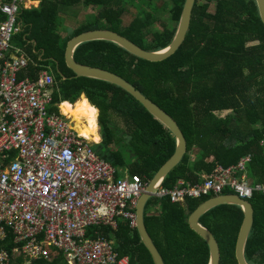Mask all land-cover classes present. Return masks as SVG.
Here are the masks:
<instances>
[{"label":"trees","instance_id":"obj_1","mask_svg":"<svg viewBox=\"0 0 264 264\" xmlns=\"http://www.w3.org/2000/svg\"><path fill=\"white\" fill-rule=\"evenodd\" d=\"M31 1L39 4L21 10L23 30L15 35L39 66L29 63L26 75L33 79L38 69L51 67L54 102L77 104L85 95L99 110L102 142L95 150L116 169L126 168L130 175L149 183L175 152L173 134L122 88L77 77L64 62V50L73 36L96 28L114 30L147 50L163 48L175 34L186 0H170L169 8L168 3L158 5L155 0ZM129 3L138 14L125 24ZM78 7L96 8L95 21H82L61 38L57 30L60 13ZM166 7L168 16L161 21L160 13ZM5 18L0 9V23ZM157 22L160 29H152ZM74 56L81 63L124 78L177 122L187 153L165 177L162 188L174 189L180 181L199 185L217 166H235L247 155V178L252 185L264 184V26L254 0H196L183 43L160 61L138 57L109 40L85 42ZM211 197L182 202L152 197L148 201L145 225L164 264L209 263V246L191 228L189 216ZM248 201L253 221L244 257L248 264H264V195L257 193ZM242 219V209L232 204H219L201 215L200 222L218 243L219 264H237L234 251ZM103 233L115 240L120 258L128 256L129 264H153L137 228L132 229L128 222H121L113 235L108 229ZM10 264L24 261L13 258ZM30 264L68 263L60 251L52 249L48 258Z\"/></svg>","mask_w":264,"mask_h":264},{"label":"built area","instance_id":"obj_2","mask_svg":"<svg viewBox=\"0 0 264 264\" xmlns=\"http://www.w3.org/2000/svg\"><path fill=\"white\" fill-rule=\"evenodd\" d=\"M24 2L0 0L6 15L0 23V264L48 258L52 249L68 264H128L103 230H117L120 221L137 228L147 184L138 175L118 178L94 141L75 129L63 102L53 101L49 67L33 79L19 77L29 63L39 67L13 43L23 30ZM249 163L244 156L235 166H217L202 184L180 181L174 189L160 187L155 197L182 202L223 191L244 200L264 195V184L247 181Z\"/></svg>","mask_w":264,"mask_h":264},{"label":"water","instance_id":"obj_3","mask_svg":"<svg viewBox=\"0 0 264 264\" xmlns=\"http://www.w3.org/2000/svg\"><path fill=\"white\" fill-rule=\"evenodd\" d=\"M254 1L260 21L264 26V0ZM195 2L196 0H186L179 23L177 24L175 34L172 40H170V42L163 48L147 50L114 30L96 28L73 36L68 42H66L64 50V62H66L67 67L72 70L74 74L77 75V77H88L102 80L122 88L131 96H133L160 124H162V126L172 133L175 138L176 149L174 154L170 156L168 161L154 175L153 180L150 182L147 188V191H145L139 198L136 208L138 222L137 230L142 242L150 252V257L153 264L164 263L145 225V206L148 201L153 196H155V193L162 185L165 177L182 162L183 157L187 153L186 139L177 122L160 107H158L156 103L146 97L140 90L136 89L131 83L108 70L89 66V64L79 62L77 59H75L74 54L75 50H77V48L85 42L92 40H109L143 59L150 61L163 60L175 53L183 43L191 24L192 12ZM219 204L237 205L242 209L243 219L237 234L234 254L237 264H248L244 257V245L253 221V208L248 200L240 199L233 194L211 197L197 206V208L189 216V224L191 228L196 231L209 246L208 264H219V246L212 231L208 227L204 226L199 219L206 211Z\"/></svg>","mask_w":264,"mask_h":264},{"label":"rangeland","instance_id":"obj_4","mask_svg":"<svg viewBox=\"0 0 264 264\" xmlns=\"http://www.w3.org/2000/svg\"><path fill=\"white\" fill-rule=\"evenodd\" d=\"M203 1V0H202ZM128 2V0H127ZM155 2H157L158 5L160 4H167L168 3V8L170 7V5H172V3H170V0H155ZM127 8L129 9V13L124 15V23L127 24L131 19H133V17H135L138 14V10L133 6L130 5V3L128 5H126ZM81 8V7H80ZM78 7V9H75L73 13V10H69L66 12H62L59 15V27H58V31L61 34V38H63L65 36V34H69L72 31V27H77L82 21H95V13H97V9L96 8H91V9H87L89 10V14H86L87 10H82ZM168 8L166 7V9H161L162 12L160 13V20L161 21H165L167 16H168ZM92 11V12H90ZM86 14V15H85ZM152 29L154 30H158L160 29V23L157 22L155 24H153ZM13 43L20 45V41L16 38V36L13 39ZM39 58H41V55L39 56ZM75 105V104H74ZM226 113H222V116H224ZM121 124L123 123L122 120H120ZM77 125V124H75ZM122 126V125H121ZM123 127H124V123H123ZM124 139L127 141V134H124ZM127 151V149H126ZM128 154V162L130 161L131 157ZM194 158V157H193ZM117 170H118V176L119 177H124L126 175V168H120V166H116ZM224 193H228L227 191H223L221 194H214L213 197H218V196H222V195H230V194H224ZM232 194V193H231ZM235 195V194H233ZM239 198V197H238ZM241 199V198H240ZM244 200V199H243ZM24 264H30L29 263H25Z\"/></svg>","mask_w":264,"mask_h":264},{"label":"bare ground","instance_id":"obj_5","mask_svg":"<svg viewBox=\"0 0 264 264\" xmlns=\"http://www.w3.org/2000/svg\"><path fill=\"white\" fill-rule=\"evenodd\" d=\"M63 113L67 114L75 122V129L82 135L89 137L91 140L98 142L100 136L98 134L97 108L91 105L87 97H83L77 104L71 105L65 103L61 105Z\"/></svg>","mask_w":264,"mask_h":264},{"label":"crops","instance_id":"obj_6","mask_svg":"<svg viewBox=\"0 0 264 264\" xmlns=\"http://www.w3.org/2000/svg\"><path fill=\"white\" fill-rule=\"evenodd\" d=\"M24 4H25V7L24 8H35V7H37L38 6V4H39V2L38 1H31V0H25V2H24ZM80 9H84V10H87V8L86 7H81ZM91 9V8H90ZM69 12V11H68ZM90 12H92V11H90ZM73 13H75L74 12V10H73ZM86 14H89V10H87V12H86ZM85 14V15H86ZM23 24V23H22ZM75 28V27H74ZM73 28V29H74ZM29 42H31V41H33V39H31V40H28ZM34 43V42H33ZM14 45H16V46H18L19 48H21V49H23L24 50V47L23 46H21V44L20 45H17V44H14ZM49 69H50V73L53 75V73H52V71H51V67H49ZM20 75H23L24 76V78H26V77H28V78H30L29 76H27L26 75V70H23L20 74H19V77H20ZM34 77H35V73H34ZM84 97H86L85 95H83ZM82 98V97H81ZM80 98V99H81ZM79 99V100H80ZM78 100V101H79ZM77 101V102H78ZM62 102V101H61ZM65 103H70V102H68V101H64L63 102V104H65ZM75 103V102H74ZM74 103H70L71 105H73ZM91 103V102H90ZM54 109V108H53ZM55 110V109H54ZM98 110V109H97ZM98 112H99V110H98ZM97 124L99 125V113L97 114ZM98 129H99V131H98V134H99V136H100V140L98 141V142H95L94 141V144H96V145H99L101 142H102V134H101V129H100V126H98ZM129 174V172H126V175H128ZM130 175V174H129ZM246 175V174H245ZM117 177L118 178H123V177H119L118 176V170H117ZM246 178H247V175H246ZM207 180V179H206ZM206 180H204V182L206 181ZM144 181V180H143ZM247 181L249 182V183H251V181L247 178ZM145 182V181H144ZM151 182V181H150ZM150 182L149 183H147V182H145L146 184H147V188H148V186H149V184H150ZM182 182H184V181H182ZM203 182V183H204ZM185 183V182H184ZM202 184V183H201ZM252 184V183H251ZM191 185V184H190ZM160 187H162V185L160 186ZM147 188H146V191H147ZM156 194V193H155ZM153 197H155V196H153ZM146 207V206H145ZM121 222H123V223H126L127 221H120V223ZM118 230V229H117ZM117 230H115V231H117ZM115 231H113L112 233H111V235H113L114 234V232ZM113 237V236H112ZM114 240V239H113ZM115 241V240H114ZM119 253V252H118ZM119 257H120V254H119ZM121 258H123V259H127V261H128V264H129V257L128 256H124V257H121ZM22 259V258H21ZM23 260V259H22ZM65 260H66V258H65ZM68 263V262H67Z\"/></svg>","mask_w":264,"mask_h":264},{"label":"clouds","instance_id":"obj_7","mask_svg":"<svg viewBox=\"0 0 264 264\" xmlns=\"http://www.w3.org/2000/svg\"><path fill=\"white\" fill-rule=\"evenodd\" d=\"M69 171H71V169H69ZM101 211H104L103 209H101Z\"/></svg>","mask_w":264,"mask_h":264},{"label":"flooded vegetation","instance_id":"obj_8","mask_svg":"<svg viewBox=\"0 0 264 264\" xmlns=\"http://www.w3.org/2000/svg\"><path fill=\"white\" fill-rule=\"evenodd\" d=\"M99 149H101V147H99ZM104 150H105V149H104ZM104 150H103V151H104Z\"/></svg>","mask_w":264,"mask_h":264}]
</instances>
